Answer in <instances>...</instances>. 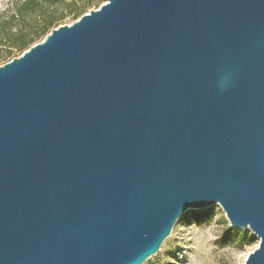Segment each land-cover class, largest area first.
I'll return each instance as SVG.
<instances>
[{
  "label": "water",
  "instance_id": "95a60500",
  "mask_svg": "<svg viewBox=\"0 0 264 264\" xmlns=\"http://www.w3.org/2000/svg\"><path fill=\"white\" fill-rule=\"evenodd\" d=\"M212 205L264 264V0H105L0 65V264H143Z\"/></svg>",
  "mask_w": 264,
  "mask_h": 264
},
{
  "label": "rangeland",
  "instance_id": "374dc122",
  "mask_svg": "<svg viewBox=\"0 0 264 264\" xmlns=\"http://www.w3.org/2000/svg\"><path fill=\"white\" fill-rule=\"evenodd\" d=\"M25 1L0 0V23L9 18L15 8ZM74 2L76 6L80 4L79 0H65L62 5L49 9L52 18L56 19L55 22L44 35H39L24 49L11 47L12 42L0 38V65L20 56L26 49L41 42L51 29L60 25H69L77 20L79 17L75 18V15L71 13ZM104 2L105 0H96L86 12L97 9ZM36 17L34 16L33 20L35 19L38 24L41 20ZM24 22L26 26L34 25L32 19ZM21 26L23 27V25ZM24 28L26 29L23 34L31 39L33 36L29 32L30 30L28 27ZM17 30L14 28L12 34L16 35ZM14 38L15 36H13ZM193 226L200 228V231L220 237L213 242L214 247L205 246L208 247L212 264H244L247 255L258 247V239L249 230H232L219 206L212 205L200 211L183 213L175 222L168 237L162 242L157 254L143 264H187L188 253L192 251L188 245L192 243L193 233L196 231L189 229Z\"/></svg>",
  "mask_w": 264,
  "mask_h": 264
},
{
  "label": "trees",
  "instance_id": "16d2710c",
  "mask_svg": "<svg viewBox=\"0 0 264 264\" xmlns=\"http://www.w3.org/2000/svg\"><path fill=\"white\" fill-rule=\"evenodd\" d=\"M73 1V0H72ZM78 6L73 3L71 13L76 17H80L96 0H79ZM65 0H26L21 5L17 6L14 13L9 16L6 20L0 23V38L12 42L11 47L24 49L30 45L35 38L39 35H44L50 28L55 20L52 18V13L49 9L57 5H62ZM40 19V23H36L33 17ZM32 19V26H26L25 20ZM20 22V23H19ZM23 25V27L21 26ZM28 27L33 36L31 39L27 38V35L23 34L24 30ZM14 28L18 29L16 35L12 34ZM13 36L15 38L13 39Z\"/></svg>",
  "mask_w": 264,
  "mask_h": 264
},
{
  "label": "clouds",
  "instance_id": "9594fccd",
  "mask_svg": "<svg viewBox=\"0 0 264 264\" xmlns=\"http://www.w3.org/2000/svg\"><path fill=\"white\" fill-rule=\"evenodd\" d=\"M226 86L227 85L223 81L220 83L221 89ZM189 229H195L196 231L193 233L192 243L188 245L192 251L188 253L187 264H212V261L209 258L210 253L208 247L205 246L214 247L213 242L220 237L200 231V228L195 226L190 227Z\"/></svg>",
  "mask_w": 264,
  "mask_h": 264
}]
</instances>
